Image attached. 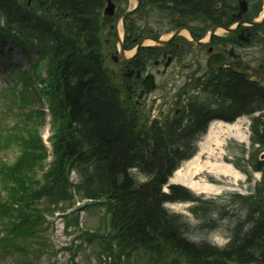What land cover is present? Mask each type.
<instances>
[{"label": "trees", "instance_id": "16d2710c", "mask_svg": "<svg viewBox=\"0 0 264 264\" xmlns=\"http://www.w3.org/2000/svg\"><path fill=\"white\" fill-rule=\"evenodd\" d=\"M102 5V0H0V35L18 42L28 56L37 51L36 59L45 61V79L29 72L21 85L30 90L28 101L47 97L55 128L42 182L36 169L48 153L35 129L24 141L29 149L24 147L13 163H0V251L42 253L51 245L41 228L44 209L72 201L75 193L103 204L108 214L109 230L101 237L106 244L102 253L113 258L110 264H129L138 257L142 264H264V160L254 164L261 180L253 193L235 194L232 200L242 203L243 212L224 247L190 236L206 232L214 217L228 214L224 205L178 184L163 189L181 163L196 154L213 118L232 122L249 115L250 147L258 144L264 151V88L228 71L210 88L213 95L224 93L225 107L222 101L197 102L188 119L170 114L150 118L143 106L128 99L105 65L102 30L108 17L102 16ZM35 113L45 117L40 109ZM42 198L48 208H40ZM185 201L193 203L189 211L195 224L166 207ZM76 217L69 220L77 224Z\"/></svg>", "mask_w": 264, "mask_h": 264}, {"label": "flooded vegetation", "instance_id": "af4514ba", "mask_svg": "<svg viewBox=\"0 0 264 264\" xmlns=\"http://www.w3.org/2000/svg\"><path fill=\"white\" fill-rule=\"evenodd\" d=\"M102 1L103 17L106 5L114 4L104 48L130 101L141 104L163 90L165 116L188 119L206 94L226 106L224 93L213 95L210 88L228 71L264 88V0ZM225 85L222 79L223 91Z\"/></svg>", "mask_w": 264, "mask_h": 264}, {"label": "rangeland", "instance_id": "374dc122", "mask_svg": "<svg viewBox=\"0 0 264 264\" xmlns=\"http://www.w3.org/2000/svg\"><path fill=\"white\" fill-rule=\"evenodd\" d=\"M133 3L134 0H130V5ZM105 31L106 28L104 26L102 30L103 38H111L109 34H105ZM117 45L119 46V44ZM104 49L106 50V53L104 52L106 54L104 55L105 65L109 72H111L110 75L113 77V81L117 83L118 86L122 87L119 82L120 78L116 74L118 73V67L116 63L111 61L110 54L107 53L108 48L105 47ZM28 55L18 42H15L12 38L7 36L0 35V163H13L21 155V151L24 147L29 149L28 147L30 146L24 141H28V136L32 134H30L32 130L35 129L37 131V135H39L41 140L44 136H48V142H45L47 146L51 143L52 136L54 135L53 131L55 128L54 126L52 127V121L50 120L47 97L42 96L39 103L34 101L31 102L32 100L28 101L27 94L30 90L29 88L24 89L26 82L25 77L29 72H35L42 79H45V61L44 59H36L39 56L37 51H32V54H30V56ZM21 82L24 86L21 85ZM34 82L38 87V81ZM163 94V90L154 91L151 97L155 96L157 99H151V102L148 105V101L150 100H147L149 97L147 96L144 99V102L141 103L150 117L160 119V116H165L167 106L162 103L161 96H163ZM24 96L25 98L22 100V97ZM203 97L207 102H213V105L218 104L217 100L210 98L207 94L201 96L200 99ZM206 101L201 100V102ZM26 102H30V105L22 107ZM9 103H11V105H9ZM39 109L44 112V118L35 113V110ZM162 109L163 112L161 111ZM31 110H33V112H31ZM27 112L29 113L28 117L26 115ZM20 114L22 116L18 117ZM152 114L157 116H152ZM217 121L225 122L222 119H216L212 122L217 123ZM235 121H239V123L242 124V128L245 131L247 138L245 140H238L234 137L226 138L224 154L221 160L231 164L240 173V176L235 178L229 175H215L203 171L197 176L202 177L203 179L205 178L208 182L214 181V184L221 186V190L219 192L201 193L195 192L187 187L194 195L201 196L206 200L217 202L224 205V208L229 210L228 214L214 217L217 218V220L213 226L206 228V232L203 231L191 235L189 234L196 240L200 238L206 239L217 246H221L217 242L220 238L225 235L229 237L232 235L231 230L234 226L233 222L243 212L242 203L232 202L235 198V194L244 196L253 193V188L256 186V182L261 179V173L254 170V164L256 160H264V154L260 152L256 145L253 149L250 147V118L244 115L237 118ZM212 122L207 126L206 133L197 142V152L200 149L201 144L205 141L206 134ZM13 134H18V137L15 140L12 139ZM19 137H22L23 139ZM44 140L46 139L44 138ZM48 154H50L49 151ZM205 156L206 154L203 153L202 157L205 158ZM50 160L51 156H47L46 159L40 163L42 167L36 169V178L40 182L43 181V173L48 168ZM184 163L185 161L182 162L180 166ZM76 179L77 176L72 173L70 180L75 181ZM169 183L172 182L169 181ZM178 185H180V183H178ZM164 189L167 190L168 188L164 187ZM3 195V193L0 194L1 197H3ZM77 200L78 198H75L74 196L72 201H66L65 203H52L50 204L51 208H48L46 207L49 205L47 200L42 198L40 208H48V210L44 209L46 211V218H44L45 223L41 225V228L43 229V235L51 245L45 247V250L42 253H29L24 248H22L23 252L19 253L16 251V254L0 251V264H23L26 260H29L31 264H110V262L113 261L112 256H110L109 253H102V248L106 244H104L105 242H103L101 236L105 235L109 230L108 214L106 213L103 204L86 201L84 199L80 201V206H82L83 203L87 205L82 211H79L80 209L76 208L72 213H69L70 210L73 209L71 206L78 204L79 201ZM192 204L193 203L190 201L171 202L167 203L166 207L170 211L186 215L190 222L195 224L197 223V220L189 211ZM68 207H71L66 211V213L69 214L61 215L57 212V210L62 211ZM72 215H77V224H74L69 220ZM40 244L44 245V241L42 240ZM225 245H223V247ZM33 246L35 245L32 243L30 248ZM115 250L116 248L114 247L113 251ZM120 261H123V257H121ZM129 264H142V261L140 257H138L131 259Z\"/></svg>", "mask_w": 264, "mask_h": 264}, {"label": "bare ground", "instance_id": "6f19581e", "mask_svg": "<svg viewBox=\"0 0 264 264\" xmlns=\"http://www.w3.org/2000/svg\"><path fill=\"white\" fill-rule=\"evenodd\" d=\"M146 42L150 41L147 40ZM246 136L239 121L232 123L212 122L206 134V139L201 144L198 152L174 171L170 177V182L183 184L195 192H219L221 190L220 185L208 182L205 178L203 179L197 175L206 171L215 175L239 177L240 173L221 158H223L226 138L234 137L238 140H245ZM203 153L206 154L205 158L202 157Z\"/></svg>", "mask_w": 264, "mask_h": 264}, {"label": "water", "instance_id": "95a60500", "mask_svg": "<svg viewBox=\"0 0 264 264\" xmlns=\"http://www.w3.org/2000/svg\"><path fill=\"white\" fill-rule=\"evenodd\" d=\"M113 9H114V4L112 2L108 3L106 8H105V13L107 14H112L113 13ZM243 9H245V6L243 7ZM156 41H160V40H156ZM147 90H153L154 89V86L153 87H150V86H145Z\"/></svg>", "mask_w": 264, "mask_h": 264}, {"label": "clouds", "instance_id": "9594fccd", "mask_svg": "<svg viewBox=\"0 0 264 264\" xmlns=\"http://www.w3.org/2000/svg\"><path fill=\"white\" fill-rule=\"evenodd\" d=\"M230 237L225 235L224 237L220 238L217 242L223 246L229 242Z\"/></svg>", "mask_w": 264, "mask_h": 264}]
</instances>
